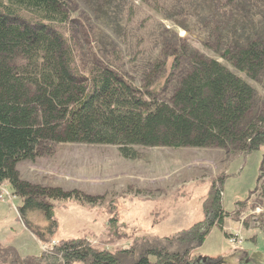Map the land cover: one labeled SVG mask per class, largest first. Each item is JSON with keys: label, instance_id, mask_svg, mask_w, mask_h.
Returning a JSON list of instances; mask_svg holds the SVG:
<instances>
[{"label": "trees", "instance_id": "obj_1", "mask_svg": "<svg viewBox=\"0 0 264 264\" xmlns=\"http://www.w3.org/2000/svg\"><path fill=\"white\" fill-rule=\"evenodd\" d=\"M180 29L190 32L182 38ZM263 72L264 0H0V186H10L20 199L18 218L46 244L58 230L52 201L95 202L77 189L20 177L19 162H32L55 144L111 145L125 159L136 158V147L262 149L252 195L260 209L254 223L264 235V114L252 115L256 91L247 81ZM221 193L222 182L212 179L203 218L182 237L145 236L111 251L76 237L24 257L0 243V264H228L174 249L202 244L215 227L228 237L224 220L250 197L230 214ZM106 234L109 243L127 239L115 217Z\"/></svg>", "mask_w": 264, "mask_h": 264}, {"label": "rangeland", "instance_id": "obj_2", "mask_svg": "<svg viewBox=\"0 0 264 264\" xmlns=\"http://www.w3.org/2000/svg\"><path fill=\"white\" fill-rule=\"evenodd\" d=\"M81 7L87 11V7ZM78 10L74 13L76 18ZM141 15L138 13L133 18L135 25ZM22 18L28 19L29 15L25 13ZM161 22L172 29L171 22ZM193 22L188 19L190 29L195 27L191 25ZM71 28L72 23L66 28L67 32L74 36ZM187 32L190 31L180 29L177 35L183 38ZM90 42L84 43V54L89 51ZM190 42L199 53L216 58L234 71L213 51ZM147 49L156 52L160 47L149 44ZM236 74L244 78L242 74ZM247 81L256 91L252 115L264 114V72L257 80ZM136 153V158L125 159L115 146L61 143L55 144L49 153L42 152L32 162H19L16 168L22 179L65 190L77 189L95 197V202L52 201L58 230L54 240L42 244L18 218L15 208L20 199L11 194L10 186L5 183L0 186L3 192L0 198V243L13 246L24 257L45 252L58 240L76 237H85L93 246L109 251L145 236L163 239L175 234L174 237H182V230L203 218L202 202L213 179L222 182V206L230 214L237 211V202L250 197L236 215L224 220V231L228 236L234 232L241 242L225 239L215 227L202 244L188 243L174 249L190 248V259L200 256L201 259L228 264H264V235L254 223L260 209L253 207L256 197L252 195L257 186L262 149L240 154L215 147H136ZM37 217L42 222L39 214ZM110 217L123 224L126 240L107 242Z\"/></svg>", "mask_w": 264, "mask_h": 264}, {"label": "built area", "instance_id": "obj_3", "mask_svg": "<svg viewBox=\"0 0 264 264\" xmlns=\"http://www.w3.org/2000/svg\"><path fill=\"white\" fill-rule=\"evenodd\" d=\"M3 197V192L1 191L0 193V198ZM231 242H236L239 243L241 242L240 239L238 237H236V234L233 232L232 234H230L229 238H228Z\"/></svg>", "mask_w": 264, "mask_h": 264}, {"label": "crops", "instance_id": "obj_4", "mask_svg": "<svg viewBox=\"0 0 264 264\" xmlns=\"http://www.w3.org/2000/svg\"><path fill=\"white\" fill-rule=\"evenodd\" d=\"M16 209V208H15ZM200 257V256H199Z\"/></svg>", "mask_w": 264, "mask_h": 264}, {"label": "water", "instance_id": "obj_5", "mask_svg": "<svg viewBox=\"0 0 264 264\" xmlns=\"http://www.w3.org/2000/svg\"><path fill=\"white\" fill-rule=\"evenodd\" d=\"M193 37V36H192Z\"/></svg>", "mask_w": 264, "mask_h": 264}]
</instances>
